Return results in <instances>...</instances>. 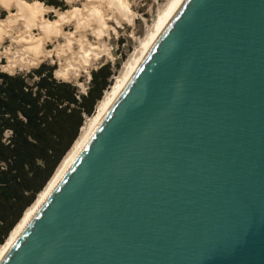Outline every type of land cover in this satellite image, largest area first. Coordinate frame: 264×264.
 <instances>
[{"label":"water","instance_id":"water-1","mask_svg":"<svg viewBox=\"0 0 264 264\" xmlns=\"http://www.w3.org/2000/svg\"><path fill=\"white\" fill-rule=\"evenodd\" d=\"M0 264H264V0H182Z\"/></svg>","mask_w":264,"mask_h":264},{"label":"trees","instance_id":"trees-1","mask_svg":"<svg viewBox=\"0 0 264 264\" xmlns=\"http://www.w3.org/2000/svg\"><path fill=\"white\" fill-rule=\"evenodd\" d=\"M65 10L63 0H38ZM119 62L90 72L85 93L54 76L55 65L0 70V245L35 201L113 82Z\"/></svg>","mask_w":264,"mask_h":264},{"label":"bare ground","instance_id":"bare-ground-1","mask_svg":"<svg viewBox=\"0 0 264 264\" xmlns=\"http://www.w3.org/2000/svg\"><path fill=\"white\" fill-rule=\"evenodd\" d=\"M181 1L169 0L158 15L153 28L140 42L139 48L124 64L122 71L114 77L109 88L104 91L102 98L96 104L93 115L85 119L78 137L57 166L50 180L37 195L33 204L25 210L22 218L4 243L0 245V261L138 67ZM86 2L82 3L79 10L57 12L55 19L49 20L44 14L51 10V7L44 6L40 2L27 5L24 0H0V7L7 11L6 17L0 20L1 69L12 73L16 69L35 67L47 58L51 60L55 58L57 67L54 74L56 77L64 79L71 71L86 68L89 62L91 63V60L99 56V52H101V48L97 47L100 41H97L96 46L93 45L88 40L86 31L89 30L94 36L100 38L107 32V20L114 18L116 13L126 19L128 23L132 24L134 19V14L121 0H86ZM69 23H73L75 26L73 32L67 31L65 28ZM60 37L63 39L61 42H59ZM49 43H55L54 47L49 48ZM104 47L102 44V49Z\"/></svg>","mask_w":264,"mask_h":264},{"label":"rangeland","instance_id":"rangeland-1","mask_svg":"<svg viewBox=\"0 0 264 264\" xmlns=\"http://www.w3.org/2000/svg\"><path fill=\"white\" fill-rule=\"evenodd\" d=\"M63 1L65 5L67 6L65 10H73V9L79 10L83 4L87 3L86 0H70V1L63 0ZM121 1L126 3L130 12L135 15V16L133 15L134 19H133L132 24L131 22L128 23L126 19L121 18L119 14L116 13L114 17L115 19L112 18V19L107 20L108 29H107V32L103 34V36H101L102 38L101 37L97 38L92 33H90L89 30L86 31L87 33L86 36H88L87 37L88 40L95 46L98 43L97 41H100V44L98 43L97 47L99 49L101 48L100 50L101 52L103 51L105 52L107 51V52L106 53L99 52L100 55L98 54L99 56H97L95 59H92L91 63L89 62L86 68L84 69L80 68V69L71 71L70 74L68 75L69 77L67 76L64 79L61 77L62 78L61 79L59 76L56 77V75L54 74V76L57 79L70 81L77 86L78 91L80 93H85L88 82L90 80V72L92 70L97 69L99 66H101L102 64L106 62L111 63L113 69H115L114 65L117 62H119L117 73L116 75L113 76V79H114V77L117 76L122 71L124 64L131 57V55L139 48L140 42L144 39L146 34L153 28L155 21L158 18V15L161 13V11L166 7L167 3L169 2V0H121ZM24 2L27 5H33L35 3H38L39 1L38 0H24ZM44 6L51 7V10L46 11L44 14L46 19H49V20H54L57 12L65 11V10H61L60 8H56L53 6H48V5H44ZM6 14H7V11L3 9L2 7H0V20L5 18ZM74 27L75 26L73 23H69L65 26L66 30L71 31V32L74 31L75 29ZM61 41H63V39L60 37L59 42ZM53 44L55 45V43H49L48 47L53 48L54 47ZM102 44H103V47L106 45L104 49H102ZM50 60H51L50 58H47L41 61L35 67L33 66L28 69H22V70L16 69L12 73L27 72L31 70L32 68L38 67L41 63H45L48 65H55V69H56L57 60L55 58L52 59L51 61ZM1 68L2 67L0 65V70H2Z\"/></svg>","mask_w":264,"mask_h":264}]
</instances>
